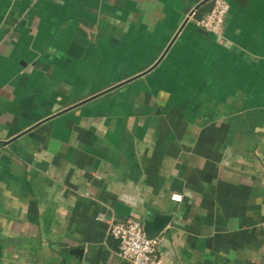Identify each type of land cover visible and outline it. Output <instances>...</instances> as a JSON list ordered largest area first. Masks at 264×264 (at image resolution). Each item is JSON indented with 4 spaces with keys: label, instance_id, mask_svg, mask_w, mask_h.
I'll return each mask as SVG.
<instances>
[{
    "label": "crops",
    "instance_id": "obj_1",
    "mask_svg": "<svg viewBox=\"0 0 264 264\" xmlns=\"http://www.w3.org/2000/svg\"><path fill=\"white\" fill-rule=\"evenodd\" d=\"M212 1L0 0V264H264V0Z\"/></svg>",
    "mask_w": 264,
    "mask_h": 264
},
{
    "label": "built area",
    "instance_id": "obj_2",
    "mask_svg": "<svg viewBox=\"0 0 264 264\" xmlns=\"http://www.w3.org/2000/svg\"><path fill=\"white\" fill-rule=\"evenodd\" d=\"M228 12L226 0H213L211 9L196 20V25L206 32L222 36ZM172 199L178 201L180 196L173 195ZM108 234L117 242L118 256L125 264H162L160 239L148 238L140 222L131 219L110 221Z\"/></svg>",
    "mask_w": 264,
    "mask_h": 264
},
{
    "label": "water",
    "instance_id": "obj_3",
    "mask_svg": "<svg viewBox=\"0 0 264 264\" xmlns=\"http://www.w3.org/2000/svg\"><path fill=\"white\" fill-rule=\"evenodd\" d=\"M192 14V12H191ZM163 57V56H162ZM159 63V60L157 62H155L150 68H148L147 70H145L144 72H141L140 74H138L137 76H134V77H131V78H128L114 86H112L111 88H108L107 90L99 93V94H95L93 96H91L90 98H87L86 100H83L82 102L78 103L77 105H81L82 103H85V102H88L94 98H97L113 89H116L118 87H121L122 85H125L135 79H138L139 77H142L144 75H146L147 73H149L153 68L156 67V65ZM76 105V106H77ZM76 106H73V107H76ZM67 111V110H66ZM3 143H8V142H3ZM170 220V217H164V218H158L154 223H145L144 224V231L147 235L148 238L150 239H155V238H158L160 236V234L163 232V230L165 229V227L167 226L168 222ZM74 253L76 254L77 253V250H74Z\"/></svg>",
    "mask_w": 264,
    "mask_h": 264
}]
</instances>
